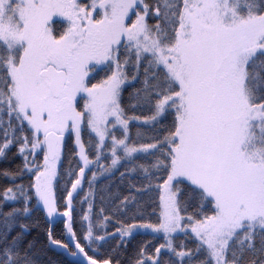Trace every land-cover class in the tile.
I'll return each mask as SVG.
<instances>
[{
	"label": "snow or ice",
	"instance_id": "snow-or-ice-1",
	"mask_svg": "<svg viewBox=\"0 0 264 264\" xmlns=\"http://www.w3.org/2000/svg\"><path fill=\"white\" fill-rule=\"evenodd\" d=\"M0 160V264H264V0H0Z\"/></svg>",
	"mask_w": 264,
	"mask_h": 264
},
{
	"label": "trees",
	"instance_id": "trees-1",
	"mask_svg": "<svg viewBox=\"0 0 264 264\" xmlns=\"http://www.w3.org/2000/svg\"><path fill=\"white\" fill-rule=\"evenodd\" d=\"M5 166H7L6 163L3 160H0V168H3ZM7 183H9V181L6 178L0 177V186L6 185ZM85 188H87L86 184H85ZM44 259L46 261V264L48 259H51L52 264H58V262L63 261L65 258L62 257L61 254H59L58 252L49 251L47 257H45Z\"/></svg>",
	"mask_w": 264,
	"mask_h": 264
}]
</instances>
